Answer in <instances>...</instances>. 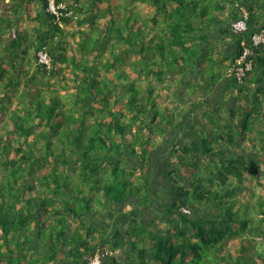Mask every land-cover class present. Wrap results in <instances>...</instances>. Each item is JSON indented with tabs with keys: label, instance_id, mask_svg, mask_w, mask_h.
I'll use <instances>...</instances> for the list:
<instances>
[{
	"label": "trees",
	"instance_id": "trees-1",
	"mask_svg": "<svg viewBox=\"0 0 264 264\" xmlns=\"http://www.w3.org/2000/svg\"><path fill=\"white\" fill-rule=\"evenodd\" d=\"M56 1L71 11L65 29L47 0H19L22 15L34 10L32 30L0 16V264H87L95 252L101 264H264V44L246 76L253 103L204 112L216 129L192 127L198 140L173 146L165 194L147 178L151 151L166 128L183 127L167 117L175 106L163 114L141 87L161 72L149 55L175 52L183 19L200 6L229 3L234 20L248 11L247 33H230L236 56L264 30V0H250L256 10L239 0ZM41 50L51 69L38 63ZM97 209L104 223L92 219Z\"/></svg>",
	"mask_w": 264,
	"mask_h": 264
},
{
	"label": "crops",
	"instance_id": "crops-1",
	"mask_svg": "<svg viewBox=\"0 0 264 264\" xmlns=\"http://www.w3.org/2000/svg\"><path fill=\"white\" fill-rule=\"evenodd\" d=\"M239 2L245 6H252L255 3L250 0H239ZM220 5V8H213V10L211 8L203 14L200 13L204 11V8L200 6L195 10V14L183 19L181 26L184 35L178 38L175 52L165 48L163 57H159L156 51L149 55V61L156 63L161 72L152 82L146 85L142 83V91L152 88L153 103L161 104L160 108L163 114H166L167 109L171 110L175 106L178 112L176 113L177 118L169 117V115L167 117L171 118L173 122L176 119L179 120L183 127L181 133H174L166 128L164 134L155 139V146L151 151L147 169V178L155 190L169 188L162 176L172 167L171 157L174 154H171V149L173 146L182 148L191 140H198L197 137L190 135L192 127L198 128L200 136L213 134L216 126L212 127L210 119L204 117L205 111L217 110L219 106H222V112L227 115L232 107L242 108L253 103V88L248 83L237 87L228 77V71L237 50L234 37L230 35V24L234 20L232 15L235 9L229 3H226L225 6H222L221 3ZM10 7H12L10 0H0V16L13 22L16 17L7 14V9ZM256 7L255 4L254 9ZM218 9L222 10L219 12ZM33 14L34 10H32L31 17ZM262 20L264 21V18ZM14 22L15 26L24 28L18 24L19 21L15 20ZM156 30L153 29V32ZM161 31L157 32L167 33ZM171 31L174 33L173 28ZM176 32L178 34V30ZM1 38H5V36H1ZM7 57L5 55V58ZM136 58V55L132 54L130 61H135ZM169 63L173 67H170ZM258 70L256 69V71ZM129 79L133 84L137 82L134 73H130ZM194 105L195 109H193ZM223 122L224 120L221 119L219 124ZM160 126L161 129H164L166 125L161 123ZM160 200L163 199L160 198ZM164 200L166 202L168 197ZM93 212L92 219L98 224L107 220L105 209H97Z\"/></svg>",
	"mask_w": 264,
	"mask_h": 264
},
{
	"label": "built area",
	"instance_id": "built-area-1",
	"mask_svg": "<svg viewBox=\"0 0 264 264\" xmlns=\"http://www.w3.org/2000/svg\"><path fill=\"white\" fill-rule=\"evenodd\" d=\"M46 11L53 15L60 27L62 24L60 22L61 17H66L71 14L68 11L66 5L62 2H57L56 0H47ZM248 18L247 13L242 10L241 17L232 24L233 32H243L246 30V20ZM264 43V30L253 33L248 41V44L244 42L241 43V50L238 56L235 58L234 63L231 68V75L238 83H242L246 73L250 71L252 65V48L259 46ZM38 63L42 65L45 69L51 68V60L46 51H39L37 53ZM183 213L188 214L187 209L182 210ZM101 254L95 252V254L88 260L87 264H101Z\"/></svg>",
	"mask_w": 264,
	"mask_h": 264
},
{
	"label": "rangeland",
	"instance_id": "rangeland-1",
	"mask_svg": "<svg viewBox=\"0 0 264 264\" xmlns=\"http://www.w3.org/2000/svg\"><path fill=\"white\" fill-rule=\"evenodd\" d=\"M124 1H126V0H124ZM11 4L13 5L12 7H10V8H8L7 9V14H11V16L12 17H16L14 20H13V24H15V20H17V21H19V25L20 26H22V27H24V28H28V25H29V27H31L30 28V30H32L33 29V26L35 25V23H34V21L32 20V18L33 17H27L26 15H22V6H20L19 5V0H11ZM258 9V8H257ZM116 11H117V13H123L124 12V10L123 9H121V10H117L116 9ZM258 11L260 12V11H263L262 9H258ZM3 19V18H2ZM6 19V18H5ZM11 21H12V19H11ZM2 27H6V25H2ZM31 32H33V31H31ZM130 70L132 71L133 69L130 67ZM57 82H59V79H57ZM56 87H57V89H60L59 88V85L58 84H56ZM2 120V119H1ZM38 149H40L41 150V148H40V146H39V148ZM183 173L182 174H185V175H187V176H185V177H187L188 179L186 180L187 182H188V180L190 181V178H192L191 180H195V175H192L191 173H188L187 171V168L186 167H181V168H179ZM73 172V171H72ZM183 178V177H182ZM257 179L260 181L261 180V182H262V184L263 185H261V186H259V188H258V191L262 194L263 192H262V189H264V175H258L257 176ZM179 185H180V183H179ZM214 188H216L217 189V186H215ZM164 190L162 193L163 194H165V191H166V188H161V190ZM202 189H203V185H199L198 184V189H195L197 192L198 191H202ZM218 191L219 192H221V190L218 188ZM192 192L193 191H190V188H189V190H188V196H190V197H192L191 196V194H192ZM158 195H161V193H158ZM74 223H75V221H74ZM53 225H55L54 223H51V226L53 227ZM163 227L165 226V227H167L166 225H162ZM59 227V226H58ZM48 231H50V229H48V228H46ZM53 233H54V231H55V233H56V229L54 230V228H53Z\"/></svg>",
	"mask_w": 264,
	"mask_h": 264
},
{
	"label": "clouds",
	"instance_id": "clouds-1",
	"mask_svg": "<svg viewBox=\"0 0 264 264\" xmlns=\"http://www.w3.org/2000/svg\"><path fill=\"white\" fill-rule=\"evenodd\" d=\"M10 2H11V0H10ZM56 2H58V1H56ZM59 2H62V1H59ZM13 6V5H12ZM25 7V6H24ZM242 10H244L246 13H247V15H248V11L246 10V9H244V8H241V11ZM241 17V16H240ZM240 17H238L237 19H235V20H233L232 22H231V24H230V33H233V34H237V35H244L245 33H247V29H248V22H249V16H248V18H247V20H246V30L245 31H243V32H233L232 31V24L236 21V20H238ZM60 27V26H59ZM62 29H65L64 28V26L62 25V27H61ZM260 31V30H259ZM258 31V32H259ZM254 33H256V32H254ZM253 34V33H252ZM251 34V35H252ZM251 37V36H250ZM250 37L248 38V41L250 40ZM241 43H243V41L241 42ZM245 44H248V43H246L245 42ZM264 44V43H263ZM240 50L241 49H239V52H240ZM37 54V53H36ZM239 54V53H238ZM238 54L233 58V60H232V63H231V66H230V68H229V71H228V77L230 78V79H232V81H235L236 82V85L237 86H242V85H244L245 83H248L247 82V78H246V76L250 73V72H252V68H253V62H251L252 63V65H251V69H250V71H248L247 73H246V75H245V77H244V79H243V81H242V83H238L235 79H234V77H232V75H231V68H232V65H233V63H234V60H235V58L238 56ZM52 65V64H51ZM51 69V68H50ZM252 88H254V86H255V84L254 83H248ZM181 210H183V209H181ZM189 214V213H188ZM115 253V252H114Z\"/></svg>",
	"mask_w": 264,
	"mask_h": 264
}]
</instances>
